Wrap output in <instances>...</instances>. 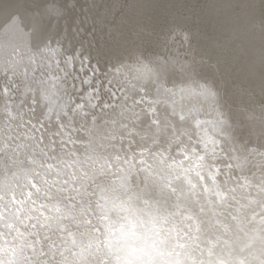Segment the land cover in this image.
Listing matches in <instances>:
<instances>
[{"label":"snow or ice","instance_id":"obj_1","mask_svg":"<svg viewBox=\"0 0 264 264\" xmlns=\"http://www.w3.org/2000/svg\"><path fill=\"white\" fill-rule=\"evenodd\" d=\"M30 7L46 30L63 18L55 0L25 9ZM14 15L23 20V14H11L5 23ZM177 27L140 24L131 46L122 29L101 30L89 42L100 44L96 67L89 62L86 68L81 53L84 94L59 111L38 112L28 105L25 113L23 101L0 128V177L6 178L0 187V264H264V174L221 181L217 163L224 155L237 159L229 147L231 121H254L248 106L230 115L218 112L210 123L189 111L179 115L177 125L160 119L158 99L140 107L151 94L146 88L140 95L136 85L128 88L116 76L98 74L104 49L125 50L139 60L149 44L164 49L190 44L191 33L181 37ZM72 88L74 94L81 91L75 82ZM201 91L216 112L218 92L211 85ZM10 93L11 88V98ZM175 95L169 97L173 104ZM117 107L115 129L85 146L80 133L88 118L95 126L97 109L108 115ZM149 111L151 122L143 128ZM260 125L264 129V116ZM226 167L242 172L239 163ZM129 175L144 186L124 200L118 193L131 191Z\"/></svg>","mask_w":264,"mask_h":264},{"label":"water","instance_id":"obj_2","mask_svg":"<svg viewBox=\"0 0 264 264\" xmlns=\"http://www.w3.org/2000/svg\"><path fill=\"white\" fill-rule=\"evenodd\" d=\"M11 1L10 3H5L4 0H0V110L5 116V125L9 123V118L16 114L14 109L17 110L18 103L21 104L23 101H26L28 105L35 106L37 111L39 106L43 107L44 104H48L50 101H52L51 104L54 106V109L58 110L60 107H63L59 101L60 95L56 94V85L60 83L59 80L63 79V82L71 81V86L75 82L77 87L81 89L77 93L78 96L84 94L88 86L80 84V80L84 75L80 68L81 63H79L81 61V53H83V58L93 56L98 59L97 49L100 47L99 42L97 41L94 47L90 46L89 42L93 40L94 36H98L101 30L106 34L108 31L122 29L130 37L129 46H131L133 41H136L135 30L140 24L149 25V27H154L158 30L166 29L160 24L152 26V24L143 23L142 20L147 15H140L139 20H131L133 26L126 28L124 24L127 19L119 18L118 24L112 21L109 24L102 23V25H97L95 29L91 30L93 34H89L91 37H77L73 32H68L66 43H62L63 45L59 44L53 48L45 44L47 38L50 39V32L45 30L44 26L38 25V22L36 24L32 23V20L35 18L34 13L37 10L34 7H30V10L25 9V7L20 5L33 6L35 2L32 0L34 4H31V0ZM66 1L71 2V4H78L80 2L76 0ZM91 1L92 5L86 9L87 11L89 8H92L94 12L100 11L103 8L104 0ZM126 1L129 8H131L129 14L131 15L132 13L134 15L138 10H134L135 8L131 7L132 5L128 3L131 0ZM160 1L164 2V0ZM184 1L185 4L180 3L179 5L187 7L185 14L186 21L183 25L185 27L182 28V21L180 22L178 17L168 15L167 19L173 26H178L177 31L181 33V37H183L184 31L187 29L193 32L191 40H195L197 42L195 44H200L199 49L191 46V44H194L192 42L178 49H164L158 45L149 44L143 49V56H140L139 60L132 58L128 54L123 56L115 54V51H121L124 54L123 51L125 50L109 51L108 49H104V55L100 59V64H108L106 61H112L116 62L115 65L117 66L125 64L131 67V70L127 71L129 76L127 77L128 83H126V86L129 88V85H132L131 82L133 81L137 88L142 85L140 95H144L143 90L145 88L151 93L145 97V103L141 104L140 107H146L147 101L154 100L155 96H157L156 98L159 99V103L155 104V109L161 120L167 119L179 125V115L189 112L194 104L199 113L198 116L201 117L200 122L210 123L218 112H225L230 115L237 110V106L235 107L231 104L229 107L230 102L223 100L220 73L215 68L221 67L225 72H229L231 67L233 70L239 71V74L245 71L248 75V80H251V82L255 81L258 88L264 91V1L233 0L232 9L225 2L227 0ZM94 4L95 7L93 6ZM18 5L20 9L17 8ZM86 6L89 5L87 4ZM113 7L109 6L108 9L112 10ZM140 7L144 10L149 8L143 3ZM84 8L80 9L85 11ZM223 9H228L232 14H238L235 16H239L241 19L231 15L230 18L226 17L225 19L227 20H225L222 15L216 14L217 11L220 13ZM213 10H215L214 16ZM11 14H23V18L31 14L34 18L28 17V19H23L22 23L19 24L20 15H14L12 21L5 23L6 17ZM148 16L150 17V15ZM215 16L223 20L221 24L215 23ZM65 19L66 17L63 18V20ZM242 20L245 25H240ZM58 23L60 22L58 21ZM169 27L172 26L169 24ZM31 35L32 37H28ZM82 44L83 47H81ZM69 57L75 58L68 65H65L63 61L69 59ZM121 60L125 61L122 62ZM84 65L86 68L89 66ZM38 67L42 71H38ZM255 70L259 71L260 74H257ZM120 73L124 75L122 71ZM98 74L103 76L101 73ZM89 75H91V72H89ZM13 81L14 83H12ZM159 85H163V88H160ZM206 85H211L213 90L218 92V103L215 104L216 112H212L213 108L210 110V103L205 100L202 94L201 89ZM9 88H11V98L7 94ZM225 88L228 89V85L225 84ZM179 89L182 92H179ZM165 90L168 91L165 92ZM172 92L176 93L174 99L181 102L179 103L180 109L175 117L172 116V105L160 101L161 97L169 98ZM33 97H35V100L32 99ZM107 98L106 95L103 97V99ZM137 99H139V96ZM74 100H64V103L65 105L71 104ZM170 100L172 101V99ZM57 104H59V107H57ZM117 109L120 110L118 107ZM203 109L206 112L203 113L205 116L202 117L200 114ZM24 111L25 113L28 112V106H24ZM137 111H139V108H137ZM6 114H10V116L8 117ZM97 114L100 117L96 121L98 125L93 126L90 119L92 117H89L87 128L85 127L80 133L86 137L82 142L85 146L88 144L89 139H101L107 134L104 128L101 127V123L104 121L103 112L97 109ZM151 119L152 113L149 111L148 115L143 117L144 124L141 127L146 128ZM234 121H232L231 129H235L234 126H239L237 129L243 131V133L238 131L236 135L241 140L238 147H248L247 140L250 136H247L246 130L242 129L244 126L240 129L239 119ZM80 123V119L77 118V126ZM235 123L236 125H234ZM0 128H3L2 124ZM109 132L111 130L108 131V134ZM138 139L139 137H137ZM229 147L230 149H236L235 146H233L235 148ZM232 156L237 159L229 161L227 155H224L222 163L236 164L239 163L238 161L241 157L247 164L249 163L252 167L256 168L255 164H253L254 158L251 156L249 148L246 150L245 148L233 150ZM217 163L222 173L219 177L221 181L232 176H246L244 169L241 172L235 167L228 169L225 164H221L219 161ZM257 165L263 166L264 172V163H257ZM224 172L228 175H223ZM248 176L252 175L249 174ZM131 183L135 187V190L129 191L128 196H133L139 191L137 184L139 188H143L144 186L140 182L133 183L132 179ZM119 195L124 199L122 193H119Z\"/></svg>","mask_w":264,"mask_h":264},{"label":"bare ground","instance_id":"obj_3","mask_svg":"<svg viewBox=\"0 0 264 264\" xmlns=\"http://www.w3.org/2000/svg\"><path fill=\"white\" fill-rule=\"evenodd\" d=\"M5 3H10L11 0H4ZM19 2L20 0H12L11 2ZM36 3H40L41 0H33ZM76 1H80L78 4H71V2H68L66 0H55V4L56 7L59 9L60 14L63 16V18L66 17L65 20L60 19L59 22L62 23V25H60V23H58L57 21H53L52 24V28L50 30H47L48 32H50V39L47 38V42L45 44L51 46V47H55L59 44L62 43H66V38L68 35V32H73V34H75L77 37H91L90 35H93L91 30L95 29L97 27V25H102V23H106L109 24V22H116V24H118L119 22V18H125L127 19L125 22V28L128 26H133V22L131 20H139L140 19V15L144 16V19L142 20L143 23L146 24H152V26L156 25V24H160L163 25L165 28L169 27V24L171 26L172 23L167 19L168 15H172L173 17H178L180 22L182 21V25H184L185 21H186V10L187 7L179 5L180 3H184V0H164L160 1V0H131L130 2L128 1L129 4H131L133 8H135L134 10H138L135 12L134 15L129 14V11H131V8H129V6L127 5V1L126 0H104L103 2V8L100 11H93L92 8H89V10L87 11L86 9L88 7H91L90 5H92V1L88 0V1H81V0H76ZM236 1V0H234ZM233 0H227L225 2H227L229 4V6L232 9L233 6ZM264 1V0H263ZM34 2H32V0L30 1L31 4H34ZM83 3V4H82ZM146 5L147 7H149L147 10H144L140 7L141 4ZM64 5L63 7H60L61 5ZM89 6H86V5ZM22 7H25L23 4H20ZM68 6V7H67ZM95 7V4L93 5ZM109 6H114L112 10H109L108 7ZM82 7H85V11L83 9H80ZM18 9H20V6H17ZM70 9V10H69ZM80 9V10H79ZM253 9V8H250ZM249 9V10H250ZM36 11V10H35ZM214 11L213 10V16H214ZM177 16H176V15ZM217 15H222L224 17V19L226 17H229L231 15L235 16L238 14H232L228 9H223V11H220V13L217 11L216 12ZM150 15V17L148 16ZM35 18L29 14L26 18L23 19H28V17L34 18L32 20L33 24H36L37 22H39L40 19V14L38 11H36L34 13ZM237 18H240L239 16H235ZM20 22L19 24L22 23V20L19 19ZM62 20V22H61ZM162 20V21H161ZM227 20V19H225ZM215 23L216 24H221V22L223 20L217 18L215 16ZM84 22V23H82ZM169 23V24H168ZM240 25H245L243 23V20L240 22ZM149 26V25H147ZM223 26V23H222ZM259 26V25H258ZM185 26H183L182 28H184ZM77 28H82L84 29V31L81 32V34H77ZM46 30V29H45ZM43 30V31H45ZM191 33V35H193L194 33L191 32L190 30H186L184 31V35ZM90 34V35H89ZM223 36V35H220ZM28 37H32L28 36ZM192 43L191 46H193L195 49H199L200 48V44H195L197 43L195 40H191ZM63 45V44H62ZM67 46V45H65ZM263 47H264V43H263ZM124 54H122V52L120 51H115V54L119 55V56H123V55H129V53L127 51H123ZM129 58V56H128ZM84 60V64L89 65V62L91 63L92 67H96V61L97 58L93 57V56H87L83 58ZM122 62L125 60H121ZM108 62V64H99V68L102 70L100 73L104 74L107 73L108 74V78H112L113 76H116L119 79H122L125 81V83H128L127 81V77L129 76V73H127V71L131 70V67L125 65V64H120L119 66L115 65L116 62H112V61H106ZM79 63H81V61H79ZM260 67V66H259ZM230 71L229 72H225V70L221 67L215 68V70L219 71L218 73H220V82H221V86L223 87V100H226L229 103V107L231 106V104L233 106H237L236 108L242 106V105H247L248 108L253 112L254 114V121H250V123H240V129L241 127H243V130H246L247 136H250L248 138V147H238V145L240 146V142L241 140H239L240 138H237V134L238 131H240L241 133H243L242 130H238L237 128H239V126H234L235 129H231V137H232V141L233 144L230 146H235L236 149H241V148H245L249 150H251V156L254 158L253 159V164H255L254 167H252L251 164H247V162L240 157V160L238 161L239 164L242 166V169L245 170V174L246 176L253 175L255 174L256 176H260L261 174H264L263 172V166L261 165H257V163H264V129L261 128V125H257L260 124V120L262 118V116H264V91L260 90L258 88V85H256L255 81L251 82V80H248V75L246 74L245 71L242 72V74H239V71H235L230 67ZM260 69V68H259ZM233 70V71H232ZM264 70V68H263ZM38 71H42L39 67H38ZM123 72L124 75H122L120 72ZM261 71V70H260ZM255 72L257 74H260L259 71ZM63 80V79H62ZM59 80V84L56 85L57 87V93L58 95H60L59 101L60 104L65 106L64 100H74L78 98V94L77 93H73V88L71 86V81L67 82V81H62ZM58 82V81H57ZM63 82V83H61ZM132 85H135V83L132 81L131 82ZM225 84L228 85V89L225 88ZM132 85H129V88H132ZM142 88V85H140V87L138 89ZM178 88H180V86H178ZM51 92V91H50ZM179 92H182V90L179 89ZM191 96V95H190ZM157 96H155L154 100L158 99L156 98ZM47 99V98H46ZM48 100V99H47ZM159 100V99H158ZM184 100V98H183ZM160 101L164 102V103H168L171 106V109L173 110V107H175L176 112H178V110L180 109L179 107V101L175 100L176 103L173 104V101H171L168 97H161ZM52 101H50V103L48 104H44L43 107H38V112L43 111V112H47L49 107H52L54 109V106H52L51 104ZM18 103V102H17ZM18 105H20L18 103ZM26 106H28V103H25ZM57 107H59V104H57ZM55 106V108H57ZM210 110L212 109V106H210ZM57 109H54V111H56ZM60 109H58L57 111H59ZM67 110V109H65ZM14 111H16L14 109ZM24 111V109H23ZM191 114L193 116H195L199 121L200 118L198 116V112L197 109L195 108V105L193 104L192 107L190 108ZM25 112V111H24ZM206 111L203 109L202 113L200 114L202 117L205 116L203 115V113H205ZM213 112V109H212ZM119 113L120 110L116 109V112L113 113L111 112V110H108V115H104L103 114V122L101 123V127L104 128V131L108 134V131L111 130V132L115 129V124L113 123V121H115L118 117H119ZM188 112H184L183 114H187ZM6 116H10V114H6ZM91 122H92V118ZM213 120V119H212ZM9 122H10V118H9ZM177 122V120H176ZM232 122V121H231ZM236 122V121H234ZM0 123L4 126L5 125V116L1 113L0 110ZM181 123V122H180ZM0 124V125H1ZM8 124V123H7ZM114 124V125H112ZM144 123H142L143 125ZM189 124H192V121L189 120ZM98 124L96 123L95 126H97ZM236 125V123L234 124ZM87 128V126H86ZM262 129V130H260ZM109 132V134L111 133ZM203 134V133H202ZM254 139H253V138ZM98 140V139H97ZM127 144V141L125 142V145ZM133 147H135V145H133ZM233 147V148H235ZM224 158V156H223ZM224 160V159H223ZM245 161V163H244ZM221 164H225L222 162H219ZM244 163V165H243ZM259 166V168H257ZM229 169V168H228ZM229 171V170H228ZM223 175H228L226 172L223 173ZM228 178V177H227ZM131 179L133 180V177H131ZM136 182H140L139 179L136 180ZM131 190H135V187L132 186ZM159 191V190H157ZM119 195V193H118ZM124 200H127L128 198V194L127 196L123 195ZM117 204H119V200H117Z\"/></svg>","mask_w":264,"mask_h":264},{"label":"clouds","instance_id":"obj_4","mask_svg":"<svg viewBox=\"0 0 264 264\" xmlns=\"http://www.w3.org/2000/svg\"><path fill=\"white\" fill-rule=\"evenodd\" d=\"M131 175H129L128 177V182H129V188H132V183H131ZM6 184V178L5 177H0V187L4 186ZM138 184H137V188H138Z\"/></svg>","mask_w":264,"mask_h":264}]
</instances>
